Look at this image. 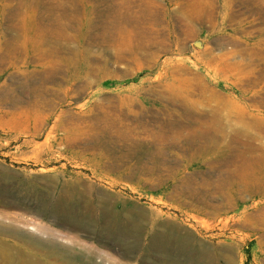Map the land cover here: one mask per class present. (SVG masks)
<instances>
[{"label": "rangeland", "instance_id": "1", "mask_svg": "<svg viewBox=\"0 0 264 264\" xmlns=\"http://www.w3.org/2000/svg\"><path fill=\"white\" fill-rule=\"evenodd\" d=\"M5 262L264 264V0H0Z\"/></svg>", "mask_w": 264, "mask_h": 264}, {"label": "bare ground", "instance_id": "2", "mask_svg": "<svg viewBox=\"0 0 264 264\" xmlns=\"http://www.w3.org/2000/svg\"><path fill=\"white\" fill-rule=\"evenodd\" d=\"M195 5V4H194ZM193 6V5H192ZM181 8V7H180ZM33 227V226H32ZM15 249V248H14ZM17 252V251H16ZM8 255V254H7ZM6 257V256H5ZM3 258V257H2ZM37 258V257H36ZM63 258H65V256H63ZM7 262H5V264H6Z\"/></svg>", "mask_w": 264, "mask_h": 264}]
</instances>
